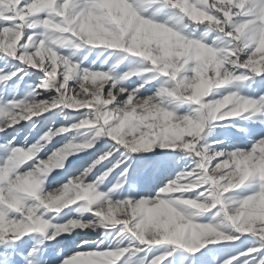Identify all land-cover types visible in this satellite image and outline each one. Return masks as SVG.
Returning a JSON list of instances; mask_svg holds the SVG:
<instances>
[{"label":"clouds","instance_id":"clouds-1","mask_svg":"<svg viewBox=\"0 0 264 264\" xmlns=\"http://www.w3.org/2000/svg\"><path fill=\"white\" fill-rule=\"evenodd\" d=\"M54 3L55 0H33L25 16H38L41 12H47V17L32 20L30 23L25 20L24 16L21 17L27 27L41 30L39 33L41 39L35 52L26 51L22 59L24 62L39 63L41 67L45 62L48 63L50 71L46 72L47 79L44 81L46 88H55V74L59 67L63 66L66 73L71 69L79 77L78 86L84 94L77 93V97L66 99L60 97L58 93L51 105L47 101L33 100L30 106H22L20 112L15 115L19 116V119H31L33 115H41L51 110L52 107H59L60 104L68 108L79 107L81 106L77 104L79 100L85 106L93 105V115L91 119L81 121L80 125H73V128L85 127L90 132L81 136V142L70 141L64 148L54 152L47 161L39 162L28 172L21 174L18 169L29 159L34 158L39 150L35 146L27 152L16 151L4 162V166L0 167V230L39 231L46 234V231L51 228L55 229L53 232L55 236L61 231L71 234L77 228L96 232L101 228L107 229L115 224H123L124 228L119 236L124 237V232H127L131 238L141 243L172 242L185 237V242L195 243L201 238L213 235L211 230L195 224L194 221L202 214L211 212L216 206L217 193L223 195L224 191L238 186L236 174L226 173L220 166L210 174L211 179L216 181L209 188V195L206 197L208 201H211L210 203H198L199 198L197 200L177 198L150 202L141 200L136 204H132L131 200L117 199L115 203L108 201L106 205L97 201L96 206L98 212L101 213L97 220H89L86 223H81L80 220H70L64 225H55L51 221L44 220L43 216L37 215V211L44 208L48 212H58L73 200L87 198V194L71 181L62 189L51 192H46L43 185L54 169L63 167V161L68 155L94 147L93 141L104 134V126L109 119L114 117L105 111L107 102L102 103L96 97L109 80L113 81L112 87L116 88L133 76L143 78L151 71L146 66L148 63H151L154 68L162 66L164 74L171 71L169 80H163L153 95L146 100H137L136 105L138 111L155 113L157 117L163 116L165 121L181 107L188 105L190 112L179 118L185 127H180L179 124L174 126L181 133L198 131L200 122L209 121L214 117L215 112L229 104L233 105V113L247 110V105L243 104L242 98L236 92L225 96L222 100L207 103L204 101L211 94L213 87L222 86L224 79L230 77L240 79L232 77L228 69L224 68V64L229 62L227 56L218 59L225 49L230 47L244 52L255 46V50L243 66L248 67L249 70L264 69V0H259L258 4L249 3V0H239L236 7L241 11L236 12L235 15H243L251 19L236 25L234 36L231 32L227 33L228 36H232L231 40L218 36L214 41L217 51L212 54H209L208 49L200 44L202 39H206L210 33L219 28L218 25L213 26L212 17L204 11L209 7H218L217 4L210 6L209 0H170V3L164 6L171 9L172 14L159 22L155 19L159 14V9L152 13V20L142 17L140 14L144 10L142 0H139L136 7L127 3V0H103V9L106 11L94 8L87 14L79 13L75 16L69 12L68 3L60 10L54 8ZM229 11H231L230 8ZM15 15L16 0H0V19L15 18ZM23 26H17L21 28V31L13 29L6 31L5 35L9 42L19 41L22 38ZM201 26L205 28V31L200 38H195V33ZM219 31L223 32V28H219ZM31 39L29 37L30 41ZM55 49H70L73 56L83 53L84 59L95 56L93 63L99 61L100 69L108 66L107 71L88 72L85 70L83 75H79L75 72L79 64H69V58L57 55ZM62 60L63 64L60 63ZM181 60H183L182 64ZM190 61H195V66L191 69L192 75H184L177 80L178 72L184 69ZM231 63L235 64L236 61H231ZM122 65H125L128 70L119 74L118 70ZM220 69H223L224 79H221ZM67 78L66 75L65 79ZM151 79L156 80L157 78L152 76ZM143 86L144 84L140 85V87ZM123 91L121 87L117 95ZM112 99L114 98L110 91L108 102ZM262 108L264 106L258 108L257 112ZM168 109L172 111L169 112ZM153 122L155 126L149 131L154 136H159L165 128L173 127L155 118ZM3 130L0 128V131ZM68 130L61 129L56 133H48L44 139L50 143L52 137L61 131ZM135 139L136 137L131 134L124 137L128 145ZM209 148L210 146L203 147L201 153L204 158L211 161L215 155H209ZM244 163L243 172H240L239 166L237 167V173L241 177L240 183H243V179L249 174L248 165ZM225 164L227 165L228 162L225 161ZM261 168L264 169V164ZM205 174L208 175L207 172ZM225 180L228 181L227 185L223 184ZM195 188V185L173 184L171 193L192 192ZM200 196H204V193H200ZM28 200H34L36 203L28 205ZM251 201V197L245 200L240 207L235 208L231 217L225 212L224 221L215 225L219 229L231 226L247 231L252 226L254 217L264 224V197H261L256 204H252ZM8 210L22 214L26 211V215L20 221H6ZM76 212L81 215L84 213L80 209H76ZM219 216H221L220 213L213 216V221ZM233 217L236 223L233 222ZM257 234L260 240L264 241V227H261ZM122 242L120 240L118 244ZM122 251H127V248ZM106 264H115V260L108 258ZM126 264H133L132 257H129ZM135 264H143V260L139 259Z\"/></svg>","mask_w":264,"mask_h":264},{"label":"snow or ice","instance_id":"snow-or-ice-1","mask_svg":"<svg viewBox=\"0 0 264 264\" xmlns=\"http://www.w3.org/2000/svg\"><path fill=\"white\" fill-rule=\"evenodd\" d=\"M139 0H127V3L133 4L134 7L137 6ZM163 3L168 4L170 0H148V4L154 3ZM33 3V0H16V15L15 18L9 19H0V55L6 56L8 59L16 60L18 63L23 64L27 68H31L36 72H44L45 79L37 85L36 89L33 90L32 95L35 97L34 101H47L49 105L52 104L53 98L51 100H41L39 96H41L45 91L48 90H55L57 95L68 98V97H77V93L83 95L84 93L81 91V88H70L69 82L75 76L77 80L79 77L75 75L71 69H69L68 73L65 72V68L63 66L59 67L55 76H56V84L55 88H46L44 86V81H46L47 76L46 72L50 71L49 65L45 62L44 66L41 67L39 63H31V62H24L22 57L24 53L27 52H35L36 46L39 45L40 42V29L38 28H29L24 23V20L21 19L22 16L25 17L27 22H31L35 19H44L47 17V12H41L38 16L28 17L25 16V13L29 10V6ZM68 3L69 5V12L72 16H75L79 13L87 14L89 11L95 9L105 10L103 9V0H55L54 8L56 10H60L63 6ZM239 3V0H213L212 3L209 5L217 4L218 7L213 8L209 7L204 9L208 13L210 17H212L211 23L213 26H219V28H223V32L217 29V35L211 42L202 39L200 44L205 46L208 49L209 54H212L217 51V46L214 43L218 36H223L225 39L231 40L232 36H228L227 33L231 32L233 36L235 35V26L239 23H243L250 17L246 16H237L235 15L236 12L241 11V9L237 8L236 5ZM249 3L258 4L259 0H249ZM229 8L231 11H229ZM247 5L245 6V10ZM147 9L144 7V10L140 13L142 17L146 20H152L153 17L147 16L146 13ZM58 19V17H57ZM159 22V21H157ZM18 25H24L22 28V38L19 41H12L9 42L7 36L5 35L6 31L9 29H13L16 31H21V28H18ZM68 35V34H66ZM31 37V41L29 40ZM23 41V42H22ZM255 50V46L250 49H246L244 52H240L237 49L227 48L221 54L219 58L223 56H227L229 62L224 64V68H227L229 73L232 77H239L240 79H233L228 78L224 79V72L223 69H220V76L221 79H224L222 86L213 87L211 90V94L208 95V99H205V103L209 101H217L222 100L225 96L231 95L233 92L236 91H224L221 93L219 90L225 89L227 87H231L234 83H244L246 84L249 80L253 81V87L257 90L264 89V79H259L264 77V69L255 68L249 70L248 67L243 66L245 61H248L249 56ZM57 55L63 57L59 49H55ZM237 57L239 58L237 60ZM66 58V57H64ZM68 59V58H66ZM231 61H236L235 64L231 63ZM69 64H78L76 62H72L70 59L68 60ZM63 64V60L60 62ZM183 63V60L180 61ZM151 71L145 74L142 78V82L135 88L131 90L128 88L123 87L124 91L117 95L120 91L121 87L113 88L112 84L113 81L109 80L107 84L100 90V94L96 97V99L100 100L102 103H106L105 111L109 114H112L114 118L109 119L104 126V134L99 136L96 140L93 141L94 147L97 143H99L100 138L111 139L114 144L111 149L103 154L97 155V153L93 152L92 155L96 158L92 160L90 164L81 163L79 160H70L69 157L71 156H79L81 152L88 151L93 149L94 147H88L85 150L74 152L67 156V159L63 161V167L56 168L57 175H48L51 176V180L48 181L47 179L45 182L49 183H57L61 186L56 189H62L64 185L69 184L71 181L73 184L79 186L83 193L87 194L86 199H79L73 200L67 206L60 209L58 212L52 211L48 212L44 208H40L37 211L38 216H43V219L46 221H54L56 217L60 215V213L68 209L70 206H76V209H80L84 213L91 214L94 219L93 221L97 220L101 213L98 212L96 206L97 201H103L106 199L108 193H116L117 191L123 189L124 177L127 175V170L120 173V180L117 181L115 185L108 189V193H104L102 191H98L99 187L108 180V178L116 171L117 168L121 167L123 163L122 160L116 159V153L120 151L121 148L125 150L126 153L131 156L132 154H137L141 152H150L155 147H159L161 149H167L170 151H181L186 153L187 155L191 156L193 159L194 167L186 168L181 170L180 172L176 173L175 178L170 180L165 186L159 189L155 196L152 197H141L139 199L125 197L122 201L131 200L132 204H136L137 201L143 202H150L153 200H175L177 198L182 200H197V202H205L210 203L206 197L209 195V188L212 184L216 183L215 180L211 179V172L214 169H217L218 166L222 168L226 173H233L237 176V187H233L228 191H224L223 195L220 193L216 194V206L212 208L211 212L215 209L214 216L217 213L221 215L227 212L226 209V197L228 194L232 192H238L241 189H248L249 194L246 196L241 197L236 202V208L240 207L241 204L249 197L252 198L251 203L256 204L258 203L261 197H264V169L261 168V165L264 164V137H261L260 140L255 141L253 146L250 149H240L235 148L231 151H227L225 149H220L217 151H210L211 149L215 148L216 145L223 143V141L217 140L212 144H209V155H215V158L211 161L207 160L203 157L201 153V141L207 138V135L211 133L214 127H225L226 125L221 124L220 122L226 121L229 118H242L246 120H250L252 117L248 115L252 113L255 115L257 113V109L261 106H264V92H261V95L256 98L246 97L238 92L237 95L242 98L243 104L247 105V110L242 112H235L233 113V105L229 104L226 107L219 109V111L215 112L214 117L210 118L207 122H200V129L196 132H188L185 131L183 133L179 132L175 129V125L179 124L180 127H185V124L179 119L186 114H179V111L175 112L173 116H171L167 121L164 120L163 116H156L155 113H142L137 110L136 101L139 99H147L150 97L149 95L141 94V90L145 89L146 85L153 84L158 79L169 80L171 76V71L168 74H164L163 67H156L154 68L151 63L146 65ZM195 66V61H190L188 65L185 66L184 69L180 70L177 75V80L182 78L184 75L191 76L192 72L191 69ZM87 70L88 72H95V69H85L79 68L75 70L76 73L79 75H83L84 71ZM24 72V68L17 69L16 71L6 73L3 70H0V86H4L9 81H13L16 84V87H19L18 82L23 81V75L21 73ZM68 76L67 80L65 76ZM152 76H156V80L151 79ZM135 77V76H133ZM147 81V83H145ZM87 83V82H86ZM141 84H144L143 87H140ZM64 85V87H61ZM111 91L112 99L108 102L109 92ZM157 91V89H156ZM155 91V92H156ZM32 102H27L26 100H16L15 98L7 101L4 106H0V128H3V131L0 133H6L8 128H13L17 124L21 122H26L31 120L33 117H40L45 113L51 112L55 109L60 107H64L66 109L79 111L81 109L93 110V105H83V102L77 100V104H80L79 107L68 108L65 107L64 104H60L59 107H52L51 110L43 112L41 115H33L31 119H19V116L15 115L16 113L20 112V109L24 105H31ZM171 112V109H168ZM229 113H233L229 115ZM22 114V113H21ZM92 117H85L82 120L78 121L75 124H72L70 127H60L58 130L61 129H69L68 131H61L59 134L55 135L51 138V141L56 137L62 134H66L69 132H76L77 130H88L85 127H80L79 129H74L73 125H80V122L86 119H91ZM159 120L161 123H167L172 125L171 128H165L159 136H154L149 129L153 128L154 122L153 119ZM18 121V122H16ZM10 125V126H9ZM111 130V131H110ZM57 131L53 132L51 129L49 132L45 133L39 140L32 143H24V144H17L16 138L13 137L9 140L6 144H0V150H2V154H0V167L4 166V162L9 159L16 151L23 150L27 152L29 149H32L34 146L39 150L35 153L34 158L29 159L24 165L18 169L19 173H25L33 169L41 161H47L50 156L53 155L58 149H54L50 151L44 159H40L38 153L43 151L44 148L47 147V142L44 138L48 133H56ZM134 135L136 137L135 140L132 141L130 145L125 143L124 137L126 135ZM71 140L64 142L59 149L64 148ZM51 143V142H50ZM99 151V150H98ZM225 161L228 164H225ZM248 165L249 174L246 178L243 179V183H240L241 177L237 173V167L239 166L240 172L244 171L245 163ZM67 165V166H66ZM81 169H83L81 171ZM208 173L206 175L205 173ZM61 173L63 175H61ZM79 173V174H76ZM69 177L68 181L64 182V177ZM47 177V178H48ZM123 181V182H121ZM206 181V182H205ZM228 181H223L224 185H227ZM173 184L179 185H195V191L192 192H182V193H171V188ZM54 189V190H56ZM51 192V191H50ZM189 193H196V195H188ZM200 193H204V196H200ZM108 201H112L115 203L116 200L107 199L106 204ZM36 202L34 200H28V205H34ZM83 205V206H81ZM206 212L204 214H207ZM228 213V212H227ZM49 214H52L49 217ZM229 214V213H228ZM24 215H26V211L24 214L18 211L8 210V214L6 217V221H20L24 219ZM64 216H68V213L65 212ZM231 217L232 214H229ZM116 218L114 217V220ZM70 220H80L81 223H86L82 218H71L66 220L62 225L67 224ZM233 222L236 223L235 218L233 217ZM195 224L204 227L207 230H211L213 235L208 237H204L199 239L195 243H187L185 242V238H179L172 242H163V243H141L139 240H135L137 246H130L125 247L127 251H122L124 248H107L103 249L100 247L103 244V241H82L79 244H75L74 246L77 248H83L85 244H96V248L88 251H75L70 256H65L63 260L60 261V264H106V260L108 258H112L115 260V264H126L129 257L131 255H138L139 253L145 251L146 249L150 250L153 247L159 246H172L174 249L183 252L185 255L195 256V254L199 253L201 249L205 248L207 244L211 243L213 245L219 244L221 242L227 241H234L239 239L240 235H253L260 239V236L257 234L260 231L261 227H264V224L259 222L257 217L252 218V226L245 231L242 228H234V231L237 235L232 234H225L222 232L217 225L210 224V223H203L198 222L197 220L194 221ZM61 225V224H57ZM124 228L123 224H115L113 227L107 228V230L115 229L117 230V235L119 236ZM76 230H81L77 228ZM101 230H105L101 228ZM55 231V229H54ZM51 228L46 231V234H42L39 231H26V232H18L14 230H0V245L5 243H17L25 236L30 234H41L45 235L46 241L55 240L57 237L64 235H71L68 232L61 231L57 235L53 236V232ZM124 235H128L127 232H124ZM35 254V250L29 252V256ZM172 256V252H167L155 256L151 260H147V257L142 258L143 264H162L163 261L168 259V257ZM259 256V259L255 262V264H264V246L254 247L247 249L244 252L237 254V256L230 257L223 264H248L246 258Z\"/></svg>","mask_w":264,"mask_h":264},{"label":"rangeland","instance_id":"rangeland-1","mask_svg":"<svg viewBox=\"0 0 264 264\" xmlns=\"http://www.w3.org/2000/svg\"><path fill=\"white\" fill-rule=\"evenodd\" d=\"M213 0H209L212 3ZM144 7L147 9L146 15L152 17V13L159 9V14L155 17L157 21H164L169 15L172 14V10L165 7L163 3H154L149 5L148 0H142ZM207 23V22H206ZM205 31L203 26L200 27L199 31L195 33V38H200L201 34ZM217 35L216 31L210 33V35L204 39L209 43ZM227 40V39H226ZM23 42V41H22ZM60 54L63 57L69 58L72 62H76L81 68H91L95 70L107 71L105 66L100 69V62L96 61L94 64L95 56H89L88 59H84L83 53H77L75 56L72 55L70 49H59ZM111 63V61H110ZM24 68L23 81L18 82L19 87L13 81L7 82L6 85L0 86V106L12 99L26 100L32 102L35 97L29 95L37 85L46 77L44 72H36L31 68L25 67L23 64L18 63L16 60L8 59L6 56L0 55V70L3 72L10 73L17 69ZM128 68L125 65L120 67L119 74L127 71ZM259 79H264L261 77ZM163 79L156 80L153 84L146 85L145 89L141 90L143 95H153ZM142 82V78L132 77L129 81L118 87H125L132 89L137 87ZM253 81L249 80L246 84L236 82L233 86L221 89L219 91H236L246 97L256 98L264 92V89L257 90L252 86ZM70 88H78V80L74 76L69 82ZM5 92V93H4ZM57 93L55 90L45 91L39 99L51 100ZM21 96V97H20ZM11 97V98H9ZM208 98V97H207ZM194 107V106H193ZM190 112L185 110L184 106L179 109V113L188 114ZM93 110L81 109L79 111L66 109L60 107L51 112L45 113L40 117H33L31 120L21 122L13 128H8L6 133H0V144H6L13 137L16 138V143H32L35 144L45 133L51 129L53 132L58 131L60 127H70L72 124L77 123L85 117H92ZM251 115L250 120L242 118H229L226 121L220 122L225 127H214L210 134L207 135L205 140L201 141V146L206 147L209 144L214 143L217 140L223 141V143L216 145L215 148L210 151L214 152L220 149L231 151L235 148L250 149L255 141L264 137V108L257 112L255 115ZM90 130H77L76 132H69L56 136L51 143L47 144V147L43 151L39 152L40 159H44L46 155L54 150L59 149L61 145L71 140L73 142H81V136L84 133H89ZM92 134V133H90ZM75 138V140L73 139ZM114 142L111 139L100 138L99 143L91 150L81 152L80 155L69 157L70 160H79L81 163L90 164L96 157L92 155L93 152L97 155L103 154L113 147ZM99 150V151H98ZM167 151V149H161L155 147L152 151ZM150 151V152H152ZM2 154V150H0ZM116 159L122 160L120 168L108 178L103 185H101L98 191L108 193V189L120 180V173L127 170V175L124 177L126 183H124L123 189L116 193H108L105 200L101 201L106 205L107 199L112 200H123L125 197L139 199L141 197H152L155 196L160 188L165 186L170 180L175 178L176 173L183 169L194 167L193 159L191 156L184 152L176 151L171 153H162L156 156H137L132 154L129 156L123 148L116 153ZM67 166V165H66ZM83 169H81L82 171ZM51 174V173H50ZM79 174V173H76ZM51 175H57V169L53 170ZM61 175H63L61 173ZM69 177H64V182L68 181ZM51 180V176L47 178ZM123 182V181H121ZM61 185L57 183L45 182L43 188L46 192H50ZM249 194L248 189H241L238 192H232L226 197V211L229 214H233L236 208V202L243 196ZM188 195H196V193H189ZM83 206V205H81ZM97 207V206H93ZM215 209L207 214H202L196 220L203 223L219 224L224 221L223 214L213 221ZM67 212L68 216H64ZM52 214H49L51 217ZM71 218H82L84 221L93 220L94 217L89 213L78 214L76 212V206H70L68 209L63 210L56 220L51 221L52 224H63L66 220ZM225 234L237 235L234 228L231 226L220 229ZM54 231V229H51ZM74 240L75 244H79L82 241H103L100 245L101 248L107 249L109 247L125 248L130 246H137L134 238L130 235L120 237L117 235V230H97L92 232L89 230H75L72 234L57 237L55 240L46 241L45 235L41 234H30L25 236L17 243H5L0 245V264H60L63 260V256H70L73 252L78 251L77 247L73 246L68 251H61L63 243L67 240ZM122 240V243L118 244V241ZM264 246V241H261L258 237L253 235H240L239 239L234 241L221 242L219 244H207L205 248L201 249L195 256L185 255L183 252L174 249L172 246H159L153 247L150 250L139 253L138 255H131L133 264L139 259L147 257V260H151L155 256L163 253L172 252V256L168 257L162 264H223L224 261L230 257L237 256V254L246 251L247 249ZM96 248V244H85L82 248L83 251H88ZM35 250V254L29 256V252ZM248 264H255L259 259V256L246 258ZM239 264V262H237Z\"/></svg>","mask_w":264,"mask_h":264},{"label":"bare ground","instance_id":"bare-ground-1","mask_svg":"<svg viewBox=\"0 0 264 264\" xmlns=\"http://www.w3.org/2000/svg\"><path fill=\"white\" fill-rule=\"evenodd\" d=\"M221 93H223L224 91H220ZM5 93V92H4ZM21 97V96H20ZM11 98V97H9ZM205 99H208L207 97ZM10 101V100H9ZM185 110L189 111L190 110V107L188 105H185L184 106ZM180 114V113H179ZM183 114V113H181ZM74 246V240H70V239H67L63 245H62V250L61 251H68L70 250L72 247ZM78 251H83L82 248H77ZM65 256H63V259H64Z\"/></svg>","mask_w":264,"mask_h":264},{"label":"trees","instance_id":"trees-1","mask_svg":"<svg viewBox=\"0 0 264 264\" xmlns=\"http://www.w3.org/2000/svg\"><path fill=\"white\" fill-rule=\"evenodd\" d=\"M171 152H174V151L167 150V151H163L162 152V151H159V150H155V151H152V152H141V153H137L135 155H137V156H156V155H159V154H162V153H171Z\"/></svg>","mask_w":264,"mask_h":264}]
</instances>
